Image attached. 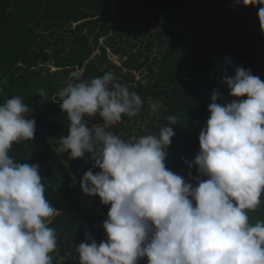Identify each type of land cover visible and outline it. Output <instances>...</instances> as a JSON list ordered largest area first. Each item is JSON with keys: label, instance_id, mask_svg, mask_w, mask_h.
<instances>
[{"label": "clouds", "instance_id": "1", "mask_svg": "<svg viewBox=\"0 0 264 264\" xmlns=\"http://www.w3.org/2000/svg\"><path fill=\"white\" fill-rule=\"evenodd\" d=\"M241 2L259 6L264 33V0ZM81 75L72 71L57 93L68 134L56 151L71 159L87 155L101 169L87 171L79 183L110 208L103 223L107 240L98 244L87 234L75 248L79 264H139L144 257L148 264H264V221L253 225L248 215L264 193V81L243 67L223 76L230 96L247 99L220 104L221 93L213 92L200 151L185 161L201 177L189 172L194 186L166 167L173 126L122 139L110 129L124 115L140 113V95L113 72L88 80ZM159 107L150 104L153 112ZM30 113L18 95L0 104V264H53L58 245L49 226L58 210L46 198L39 164L10 156L15 143L34 138ZM97 115L103 123L89 126ZM167 119L169 125L177 122L175 116ZM65 259L56 258L57 264Z\"/></svg>", "mask_w": 264, "mask_h": 264}, {"label": "trees", "instance_id": "2", "mask_svg": "<svg viewBox=\"0 0 264 264\" xmlns=\"http://www.w3.org/2000/svg\"><path fill=\"white\" fill-rule=\"evenodd\" d=\"M258 10L241 0H0V104L21 96L31 110L26 118L36 121L34 138L15 143L10 156L39 164L46 198L58 210L49 225L58 236L53 264L58 257L79 264L75 248L87 234L98 244L108 238L103 223L110 205L85 194L79 183L87 171L101 169L87 155L71 159L56 151L68 134L57 93L69 74L79 69L88 80L113 72L139 94L140 113L124 115L110 130L127 139L173 126L166 167L195 186L189 172L201 177L185 161L200 151L213 92L221 93L220 104L247 99L230 96L223 76L243 67L264 81V39L247 42L262 34ZM156 102L160 107L153 112ZM168 116L177 117L175 125ZM102 123L98 115L89 119V126ZM260 199L248 212L253 225L264 221V193ZM139 264H148L147 257Z\"/></svg>", "mask_w": 264, "mask_h": 264}, {"label": "rangeland", "instance_id": "3", "mask_svg": "<svg viewBox=\"0 0 264 264\" xmlns=\"http://www.w3.org/2000/svg\"><path fill=\"white\" fill-rule=\"evenodd\" d=\"M109 57H110V60L113 61L115 64L120 65L121 61H120L119 57L112 55L110 50H109Z\"/></svg>", "mask_w": 264, "mask_h": 264}, {"label": "water", "instance_id": "4", "mask_svg": "<svg viewBox=\"0 0 264 264\" xmlns=\"http://www.w3.org/2000/svg\"><path fill=\"white\" fill-rule=\"evenodd\" d=\"M257 39H264V35H256L253 36L252 38L248 39V44H252L254 41H256Z\"/></svg>", "mask_w": 264, "mask_h": 264}, {"label": "flooded vegetation", "instance_id": "5", "mask_svg": "<svg viewBox=\"0 0 264 264\" xmlns=\"http://www.w3.org/2000/svg\"><path fill=\"white\" fill-rule=\"evenodd\" d=\"M260 35H264V33L260 34Z\"/></svg>", "mask_w": 264, "mask_h": 264}]
</instances>
